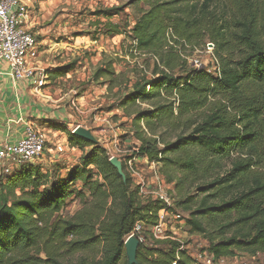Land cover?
I'll list each match as a JSON object with an SVG mask.
<instances>
[{
	"label": "trees",
	"instance_id": "1",
	"mask_svg": "<svg viewBox=\"0 0 264 264\" xmlns=\"http://www.w3.org/2000/svg\"><path fill=\"white\" fill-rule=\"evenodd\" d=\"M219 1L131 0L145 10L129 32L111 22L123 8L94 12L103 19L97 25L104 35L125 36L127 55L144 59L126 80L115 72L114 60L93 74L122 94L117 108L129 120L132 139L126 158L159 166L180 198L174 205L188 214L189 234L203 237V251L214 263L238 254L264 257V171L256 168L264 164V2L227 0L221 14ZM208 43L217 60L213 73L190 65L185 55ZM73 67L56 68L49 77ZM44 127L62 129L68 148L82 152L80 163L64 175L43 172L41 163L47 156L52 161L55 149L48 140L43 157L0 173V264L42 263L31 253H44V263L62 264L60 253L91 247L101 249L91 264H126V239L137 226H156L167 206L139 194L123 161L121 178L103 146L61 124ZM170 134L171 142L165 138ZM233 155L238 158L230 169L212 177L220 161ZM192 188L197 196L189 193ZM73 199L80 210L61 218ZM137 264L195 262L177 239H155L150 247L139 243Z\"/></svg>",
	"mask_w": 264,
	"mask_h": 264
},
{
	"label": "rangeland",
	"instance_id": "2",
	"mask_svg": "<svg viewBox=\"0 0 264 264\" xmlns=\"http://www.w3.org/2000/svg\"><path fill=\"white\" fill-rule=\"evenodd\" d=\"M28 5V22L26 29L33 32L37 37V54L32 60L33 66L38 69L36 74L42 72L44 76L43 86L36 89L32 85L30 95L31 101L37 106H42L49 125L57 126L61 124L69 130L73 127H82L89 130L95 138L96 143L103 146L109 155L124 162V158L131 155L129 149L132 139L128 134L129 120L123 116L120 109L117 108L119 97L117 90L109 91L105 80L95 81L93 74L95 70L103 63L114 60L115 72L124 75L125 80L132 77L130 70L137 64H143V58L132 59L127 55L129 40L125 36L110 37L104 35V30L97 25L103 22L102 18L94 16V12L110 8H123L122 13L111 19V22L125 28L129 32L145 10L140 2L130 5L131 0H24ZM258 6H261L264 0H258ZM229 2L220 0L218 4L219 12L222 14ZM227 11V10H226ZM225 11V12H226ZM229 18V16H225ZM214 47L208 43L197 47L193 52L187 51L185 54L190 65L197 61L199 67L207 69L213 73L217 68V60L213 55ZM150 70L152 68L149 61ZM73 65V70L68 74L51 79L50 73L56 68ZM217 71V70H216ZM30 93V92H29ZM34 96V97H33ZM142 108H146L143 106ZM51 118V119H50ZM31 125H34L33 119H30ZM45 130L47 141H52L51 147L62 146V152L52 154V161L48 156L41 163L43 172L64 175L66 171L74 165L80 163L79 158L82 152L68 148L64 141V134L58 132V127L49 130L47 127H39ZM47 130H46V129ZM167 141H173L174 136L165 137ZM53 146V147H52ZM52 150V149H51ZM90 151L86 148L84 153ZM233 155L229 159L220 161V168H214L212 177L222 175L230 169L233 160H237ZM132 159V158H131ZM137 175L130 176L135 186L143 188L140 194L143 198L151 197L156 200L159 195H167L170 207L180 198L174 189V184H167L165 178L159 172V166L155 163H147L144 159H134ZM126 168V167H125ZM264 171V164L256 167ZM143 184V186H142ZM80 185L76 184V188ZM139 190V189H138ZM190 194L197 196L198 192L192 188ZM199 200V197L197 198ZM81 208L78 200L67 202L66 207L61 212L60 217L68 219L74 216ZM159 218H162L160 232L155 231L154 227L144 228L138 226L134 231V236L144 246L154 245L157 240H175L177 239L183 248H186L195 264H205L207 254L203 251L207 242L201 236L190 235L189 227L185 224L188 214L182 212L174 205V210L165 214L160 212ZM157 237H154V234ZM100 247H91L84 251H78L74 254L60 253L62 264H91L92 261L100 257ZM44 263L47 256L44 253L36 255L31 253ZM205 258V259H204ZM207 264V263H206ZM214 264H264L263 255L248 256L236 255L232 258L220 259Z\"/></svg>",
	"mask_w": 264,
	"mask_h": 264
},
{
	"label": "built area",
	"instance_id": "3",
	"mask_svg": "<svg viewBox=\"0 0 264 264\" xmlns=\"http://www.w3.org/2000/svg\"><path fill=\"white\" fill-rule=\"evenodd\" d=\"M28 18V8L23 0H0V62L7 65V75L14 84L27 82L36 85V89H39L43 86L45 78L42 72L36 74L38 69L32 64L31 59H35L38 46L36 39L26 29ZM192 63L196 68L199 67L197 61ZM39 127L26 123L24 134L19 141L12 143L6 140L0 144V173L9 174L13 169H19L43 157L47 137L44 133L45 130ZM76 128H71L70 132L73 133ZM51 152L52 154L61 153L62 146H56ZM111 158L113 156H110ZM134 159L124 158L126 171L130 176L137 175L134 171L136 168ZM142 190L143 188L139 187V194L142 193ZM157 199L167 206L160 212L170 213V198L165 194L159 195ZM162 220L158 216V223L154 226L155 231L160 232ZM137 229L138 226L134 231ZM134 231L130 236L134 234ZM153 235L157 237L155 233ZM205 263L213 264L214 262L211 258L206 257Z\"/></svg>",
	"mask_w": 264,
	"mask_h": 264
},
{
	"label": "crops",
	"instance_id": "4",
	"mask_svg": "<svg viewBox=\"0 0 264 264\" xmlns=\"http://www.w3.org/2000/svg\"><path fill=\"white\" fill-rule=\"evenodd\" d=\"M23 2L28 7L24 0ZM7 73V65L0 62V144L6 140L12 143L19 141L24 134V126L30 119L40 127L48 125L49 121L42 106L31 101L30 95L37 92L31 89V83L14 84ZM64 141L66 142L65 137Z\"/></svg>",
	"mask_w": 264,
	"mask_h": 264
},
{
	"label": "water",
	"instance_id": "5",
	"mask_svg": "<svg viewBox=\"0 0 264 264\" xmlns=\"http://www.w3.org/2000/svg\"><path fill=\"white\" fill-rule=\"evenodd\" d=\"M73 134L89 142H96L91 132L85 128L77 127L73 132ZM109 161L112 167L120 175V177L125 179L122 163L117 158L114 157L111 158ZM138 247H139V241L134 235L126 239V241L124 242L126 264H137Z\"/></svg>",
	"mask_w": 264,
	"mask_h": 264
}]
</instances>
